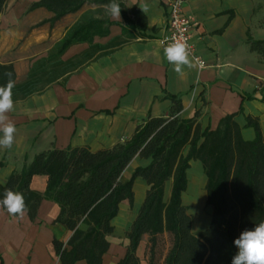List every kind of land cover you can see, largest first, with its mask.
I'll return each instance as SVG.
<instances>
[{
    "label": "crops",
    "instance_id": "crops-1",
    "mask_svg": "<svg viewBox=\"0 0 264 264\" xmlns=\"http://www.w3.org/2000/svg\"><path fill=\"white\" fill-rule=\"evenodd\" d=\"M38 1L7 0L0 17V65L14 66L17 86L27 81L35 64L47 62L56 45L86 13L94 11L96 18L116 23L110 26L108 37H96L94 43L105 45L121 36L126 27L121 14L120 19H114L105 7L94 5H85L52 25L53 13L44 8L31 10ZM117 1L129 10L137 6L146 15L148 26L109 56L63 76L42 94L14 102L8 116L17 131L11 148L0 147L1 185L44 151L88 148L97 152L125 143L149 117L170 115L171 96L181 100L182 119L200 112L202 131L216 129L224 117L235 115L244 140L257 137L248 117L258 120L264 135V61L249 46L250 39L264 40V0H184V11L196 24L192 37L197 55L207 66L185 68L183 76L173 71L161 44L167 35L169 0ZM88 48L86 43L74 45L61 60L68 61ZM149 164L150 160L136 157L122 180L128 171L131 177L137 168ZM192 168L197 175L204 173L203 164L192 161L187 178ZM196 180L189 188L192 202L201 194L202 182ZM47 182L45 176H34L31 189L43 194ZM146 192V182L137 179L134 205L123 202L112 222L115 230L103 264H118L125 257L127 233ZM59 214V205L49 199L41 202L34 221L27 212L16 217L0 208V264H60L53 242L57 239L66 244L72 233L55 223Z\"/></svg>",
    "mask_w": 264,
    "mask_h": 264
},
{
    "label": "trees",
    "instance_id": "trees-1",
    "mask_svg": "<svg viewBox=\"0 0 264 264\" xmlns=\"http://www.w3.org/2000/svg\"><path fill=\"white\" fill-rule=\"evenodd\" d=\"M6 2L0 0V17ZM110 2L40 0L31 10L44 8L53 13L50 22L54 25L85 5L105 7ZM115 2L120 5L126 24L121 36L105 45L94 43L96 37H108L110 26L116 23L96 18L94 11L86 13L56 45L47 62L35 64L23 85H16L13 65H0V86L7 83L5 73L11 72L15 82L13 101L26 100L42 94L63 76L135 40V32L148 26L146 15L137 6L129 10L124 3ZM85 43L89 48L83 53L68 61L61 60L72 46ZM249 46L264 61V40L250 39ZM170 100L169 116L149 117L125 143L97 152L88 148L50 149L38 154L22 171H15L4 185L0 184V199L9 189L24 195L32 221L44 199L59 205L55 223L72 233L66 244L57 239L53 242L60 264H103L115 230L112 222L123 202L134 205V184L139 178L147 184L146 197L127 233L126 255L118 264H141L137 251L145 236L150 237V264H154L157 238L165 233L171 235L172 247L164 264H231L237 252L234 240L245 229H253L264 221V135L258 120L247 118L257 137L246 141L235 115L224 117L216 129L202 131L198 122L200 112L191 119H182L181 100L173 96ZM136 157L150 160V164L137 168L123 182L125 170ZM192 161L203 164L206 204L213 210L210 226L198 233L193 232V217L183 205ZM34 176L48 178L45 193L31 189ZM169 181L172 188L166 202L165 187Z\"/></svg>",
    "mask_w": 264,
    "mask_h": 264
},
{
    "label": "clouds",
    "instance_id": "clouds-1",
    "mask_svg": "<svg viewBox=\"0 0 264 264\" xmlns=\"http://www.w3.org/2000/svg\"><path fill=\"white\" fill-rule=\"evenodd\" d=\"M106 13L114 19H120L121 7L115 0H111L105 6ZM190 46L187 42L174 39L164 48V56L173 71L183 76L185 68L196 69L198 63L191 56ZM7 83L0 86V147L11 148L16 133L14 123L9 119L8 113L14 108L12 89L15 82L12 73H5ZM0 208H4L12 216L23 217L27 212L25 197L20 192L6 190L3 199H0ZM237 248L236 254L232 257L231 264H264V221L255 224L253 229H245L238 238L234 240Z\"/></svg>",
    "mask_w": 264,
    "mask_h": 264
},
{
    "label": "rangeland",
    "instance_id": "rangeland-1",
    "mask_svg": "<svg viewBox=\"0 0 264 264\" xmlns=\"http://www.w3.org/2000/svg\"><path fill=\"white\" fill-rule=\"evenodd\" d=\"M188 150L185 151V153ZM130 177V172L128 171L127 175L122 180L123 182L127 181ZM188 188L186 192L183 194V205L188 209L189 214L193 217V232L198 233L199 231L205 230L210 226L211 216H212V207L207 206V191H206V176L205 173H201V175H197L194 173V169H191V172L188 174ZM196 179H200L202 182V188L200 189V196L192 202V199L189 198V188L195 185ZM171 186L172 181H169L165 187V201L168 202L171 194ZM170 192V193H169ZM135 195V194H134ZM136 197L137 201L140 199V192L138 188H136ZM144 243L140 252L138 254L141 264H150L151 260V244L150 237L145 236L143 238ZM172 247V237L170 234L165 233L163 235L158 236L157 238V246L154 252V264H164L165 258L168 255L170 249Z\"/></svg>",
    "mask_w": 264,
    "mask_h": 264
},
{
    "label": "built area",
    "instance_id": "built-area-1",
    "mask_svg": "<svg viewBox=\"0 0 264 264\" xmlns=\"http://www.w3.org/2000/svg\"><path fill=\"white\" fill-rule=\"evenodd\" d=\"M195 25L194 18L184 11V0H169L167 35L162 39L161 44L165 48L174 39L187 42L190 46L189 51L191 56L195 58L198 67L203 69L207 64L197 55L192 37V30Z\"/></svg>",
    "mask_w": 264,
    "mask_h": 264
}]
</instances>
